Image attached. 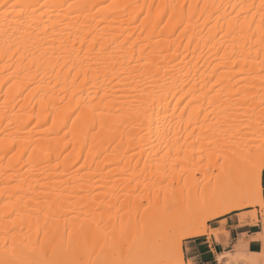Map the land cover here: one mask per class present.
I'll return each mask as SVG.
<instances>
[{
	"label": "bare ground",
	"instance_id": "6f19581e",
	"mask_svg": "<svg viewBox=\"0 0 264 264\" xmlns=\"http://www.w3.org/2000/svg\"><path fill=\"white\" fill-rule=\"evenodd\" d=\"M261 102L264 0H0V259L6 244L9 257L21 258L60 243L66 231L78 241L92 204L106 211L123 198L127 212L138 211L139 182L119 188L115 175L144 174L157 209L164 168L192 163L189 139L214 115V131L227 135L215 181L186 178L180 208L160 222L170 224L173 213L195 219L227 194L223 174L240 163L241 150L255 154L264 143L249 146L234 125L244 114L252 133L264 134ZM147 168L156 169L153 182ZM247 247L240 241L220 264L224 257L261 264L264 249ZM135 250L147 256V248Z\"/></svg>",
	"mask_w": 264,
	"mask_h": 264
},
{
	"label": "rangeland",
	"instance_id": "374dc122",
	"mask_svg": "<svg viewBox=\"0 0 264 264\" xmlns=\"http://www.w3.org/2000/svg\"><path fill=\"white\" fill-rule=\"evenodd\" d=\"M238 97L239 96L232 97L231 101L233 104L235 103V99H237ZM220 99H225V97L221 96ZM260 109L262 110V112L258 115V119H264V102H261L259 104V108L256 110V112L259 111ZM243 110L244 109H241L240 111H243ZM199 125L201 126L200 130L197 129L193 137L189 139V141L195 139L194 144L196 146L195 148H193L194 152L191 154L192 163H191V160L190 161L179 160L173 164L172 169H168L169 167L164 168V171L167 172L166 177L159 184L158 187L160 188V190H158V192L156 193L157 195L156 197L158 198V200H160L159 201L160 204L162 202L163 203L159 205L157 209H154L153 205L149 207V202L152 204V200L154 197L153 190H151V188H149L148 186L146 187L145 181H147V178L143 176L144 174H139V176L138 175L133 176V177L130 176L131 178L125 181L119 179L117 175L113 176L115 179L114 184H116V186H118L119 188L124 187L126 185L133 186L134 184L139 182V184L136 186V189L133 195L134 201L139 204V209L138 211H131V212L128 211L130 214L136 212L134 213V215H136V218L133 217L132 218L133 220L131 219L130 221H127L130 219V216L132 214L130 215L127 212V209H125L124 206L122 205L123 202L121 203V200L123 198H121V200L116 203L112 202V206H110L108 210L106 211L105 210L103 211L101 208L93 207V204H92L91 206L93 207L92 210L95 211V213H97L98 215L93 213V211L91 210V207L88 208L89 211L87 209L86 211H84L83 213L84 215L86 214V212L88 213L86 214L87 218L88 217L90 218V216L92 217V220H90L91 221L90 224L86 225L85 230H84L85 234L89 237L90 244L95 243L97 245L96 251L99 252V246L104 245L105 241L108 242V246L105 248V254L103 258L115 259V260L129 259V258L139 259V257L142 254L140 256H136V254H134V252L136 251L135 250L136 248L137 250H141L142 252H144L147 248V256L146 257L142 256L140 257V259L154 258L157 255L161 254L160 250H152L150 247V244L155 239V236L157 233H159L162 236L166 230V226H163L160 222L163 214L172 213L174 212V210H177L180 208L178 204L179 203L178 200L182 198V196L177 195L179 194L178 192L187 190L186 194H188L187 193L188 189L185 184V179L192 177L193 175L196 178H199L201 181H203L205 180L204 178L206 177L210 181L209 185L213 184V182L215 181L214 176L219 171L217 165H220V163L222 162V157L220 155V148L224 146L223 145L224 142H222V140L227 141L226 139L227 135H225L222 131H214L215 128L217 127H213V126H219L218 120L217 118L214 117V115H210L204 118L203 120L199 122ZM234 125L236 129H242L243 133L246 132L245 138L247 139V142H248L247 144H249V146L253 145L254 143H261V141L264 139V134L256 135L252 133V129H249L250 123H248V117L244 114L242 115V117L237 119V122ZM214 135H216V137ZM239 136H242V134H240ZM226 141H225V145H227L228 143L232 144L234 143L235 139L233 142H226ZM238 141H242V139H239ZM238 144L239 143H237V145ZM199 146L201 147L200 149L198 148ZM185 148H183L180 152H183ZM172 150L173 152L170 153L171 157L168 161H166V163L170 162L171 159L176 157V153L174 151L175 149L173 148ZM241 154H242V150H241ZM141 166L142 165L139 164L138 168H140ZM234 168L235 167H229L227 170V173L225 172L223 174V176L228 179L229 183L231 179H233V177L230 174L232 173ZM148 171H151V172H148ZM155 174H156L155 168L153 169L147 168V177L151 178L152 182L155 179L154 177ZM143 177L145 178L143 179ZM141 181L143 183H141ZM99 183L102 186V182H99ZM99 190L103 191L104 188L100 187ZM181 194L182 195L184 194V196L186 195L185 192ZM94 200L96 199H93V202ZM101 200H104V203H105L111 200V198L109 195L106 194V195L101 196ZM95 202H98V201H95ZM95 202L94 204L97 205L98 203H95ZM166 204H167V211L165 210ZM89 212H91L90 213L91 215L89 214ZM233 212H241L238 215L240 220H241V217L243 216L244 221L249 220L250 223H253L252 222L253 213H255L254 218L256 221H258V215H261L264 221V211H262L259 206L246 207L244 209L232 211L231 213ZM127 215L129 216L128 218H127ZM216 219H213L211 223H213ZM131 221H133V223ZM136 223L137 225L135 226ZM210 224H209V231H207L206 234L211 235L213 233L215 234L221 231L220 229H214L213 227L210 226ZM131 225L134 227H131ZM6 228L10 229L11 227L5 226L3 227V231L8 230ZM132 230L134 231L133 233H132ZM121 232L125 234V241L123 243H119L118 247L112 248L111 243H112L113 237L115 236L118 239L119 236L121 235ZM3 234L5 235V232ZM126 235L128 236V238ZM42 237H43V232L40 231V233L38 234V239L41 240ZM129 237L132 241L129 240ZM133 240L136 241L137 245L138 244L139 245L138 246L136 244L133 245L134 248H132L133 250L131 252V255H132L131 256L128 251V245L131 244ZM142 241L144 244L141 243ZM237 248H238V245H237ZM227 254H231V253H227ZM57 258L59 259V258H65V257L62 252H58ZM91 258L93 260L96 259L95 256H92ZM226 258H227V262L229 261L230 263L239 264V261L234 262V261H231L230 257H226ZM259 258L261 259L262 256Z\"/></svg>",
	"mask_w": 264,
	"mask_h": 264
},
{
	"label": "snow or ice",
	"instance_id": "6c2138e0",
	"mask_svg": "<svg viewBox=\"0 0 264 264\" xmlns=\"http://www.w3.org/2000/svg\"><path fill=\"white\" fill-rule=\"evenodd\" d=\"M258 152L255 154L251 148L245 150L240 157V163L230 174L231 179L227 194L219 200H214L211 204H205L195 217L189 219L187 213L177 215L173 213V220L170 225L166 226L165 234L161 236L156 234L155 239L151 242L152 250H160L161 254L154 258L143 259H106L103 258L105 248L108 242L99 246V252L96 251L97 245L90 244L89 237L82 235L78 241L73 240L72 234L65 232L60 243H55L51 248L41 244L38 248L31 249L35 255L21 258H11L6 254L0 259V264H196L195 261L189 260L184 256V241L186 235H199L201 232L209 231V224L213 218L220 214L226 213L233 207H240L243 204L259 205L264 211V143L258 146ZM149 202V207H151ZM167 211V204L165 205ZM147 211V209H146ZM253 215V223L255 213ZM244 217H241L243 223ZM47 235V234H45ZM264 240V236L259 237ZM125 241V234L113 237L111 247H118L119 243ZM135 241L128 245V251L131 255ZM58 252H62L65 258H57ZM95 256L93 260L91 257ZM250 264H256L255 259ZM264 264V261H261Z\"/></svg>",
	"mask_w": 264,
	"mask_h": 264
},
{
	"label": "crops",
	"instance_id": "0c3cea01",
	"mask_svg": "<svg viewBox=\"0 0 264 264\" xmlns=\"http://www.w3.org/2000/svg\"><path fill=\"white\" fill-rule=\"evenodd\" d=\"M240 213H229L211 223V227L221 230L216 235L213 233L186 238L183 245L185 258L195 261L196 264H220L219 257L237 252V245L242 240L248 246L247 249L250 253L262 252L264 242L259 238V235L264 232L263 218L258 215L257 223H250L249 220L242 223L238 216ZM224 259L225 264H235L227 262L226 257ZM261 261H264V258L259 259L260 263ZM246 263L249 264L246 260L239 261V264Z\"/></svg>",
	"mask_w": 264,
	"mask_h": 264
}]
</instances>
